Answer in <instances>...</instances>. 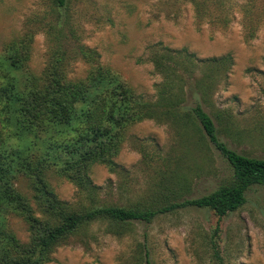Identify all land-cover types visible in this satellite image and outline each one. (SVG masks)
<instances>
[{
  "label": "rangeland",
  "instance_id": "374dc122",
  "mask_svg": "<svg viewBox=\"0 0 264 264\" xmlns=\"http://www.w3.org/2000/svg\"><path fill=\"white\" fill-rule=\"evenodd\" d=\"M26 31L34 34L30 61L35 72L44 71L61 44L68 52L69 75L85 76L89 65L80 54L85 46L153 101L167 81L151 58L154 50L187 48L196 62L232 55L229 70L199 63L185 84L183 105L201 100L194 82L205 72L204 107L214 117L222 115L221 122L216 119L220 138L238 152L264 157V0H69L67 7L52 0H0V50ZM203 134L193 124L146 119L128 128L114 171L93 165L91 191L54 173L49 179L57 196L75 208L156 203V184L174 172L191 178L187 197H199L233 174ZM16 185L32 195L26 178ZM11 228L28 241L21 218L12 217ZM48 264H264V186L252 187L247 202L223 217L207 207L188 206L151 222L133 221L123 235L93 223L57 247Z\"/></svg>",
  "mask_w": 264,
  "mask_h": 264
},
{
  "label": "trees",
  "instance_id": "16d2710c",
  "mask_svg": "<svg viewBox=\"0 0 264 264\" xmlns=\"http://www.w3.org/2000/svg\"><path fill=\"white\" fill-rule=\"evenodd\" d=\"M52 2L67 7L69 0ZM33 41L34 34L26 31L0 50V264H48L57 247L96 222L104 223L107 233L123 235L131 231L133 221L151 222L159 214L188 206L207 207L223 217L247 202L252 187L264 186V157L238 152L220 138L216 119L221 122L222 115L214 117L204 107L208 101L205 72L194 82L201 100L183 105L185 84L201 67L199 63L212 62L229 70L232 55L196 62L187 48L154 50L151 58L167 81L163 94L153 101L103 64L96 50L85 46L80 49L89 65L85 76L69 75L68 52L61 44L44 71L37 73L30 61ZM176 85L177 93L166 96ZM164 118L202 131L230 163L232 176L210 193L187 197L192 192L191 178L174 172L156 184V203L75 208L57 196L49 174L91 191L95 188L91 168L101 163L116 169L114 156L128 128L146 119ZM20 178L29 181L31 196L17 187ZM12 217L27 225V242L11 228Z\"/></svg>",
  "mask_w": 264,
  "mask_h": 264
}]
</instances>
